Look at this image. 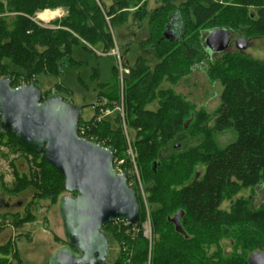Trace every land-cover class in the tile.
<instances>
[{
    "label": "trees",
    "instance_id": "trees-1",
    "mask_svg": "<svg viewBox=\"0 0 264 264\" xmlns=\"http://www.w3.org/2000/svg\"><path fill=\"white\" fill-rule=\"evenodd\" d=\"M142 1L0 0V12L7 10V4V11L17 13L10 29L0 19V78H8L12 87L22 78L27 84L40 88L41 77L61 76L63 81L53 86L54 94L70 103L68 96L61 94L68 89L65 71L75 73V69L87 62L86 57L91 56L92 50L85 43L103 52L111 48L107 23L117 27L128 14L134 20L145 18L148 12ZM171 1L162 0V7L149 16V28L159 38L154 51L160 62L152 72L141 61L129 66L122 101L124 122L135 131L134 139L130 138L129 142L144 189L151 238H145L141 229L132 231L131 225L124 226L121 222L104 225L102 232L109 244L114 240L120 248L111 264H248L249 254L264 250V199L257 207H252L247 197H240L228 212L222 210L221 201L229 192L264 185V62L243 57L241 52H224L219 58L210 59L205 73L221 81L222 91L211 128L203 126L202 121L208 119L204 111L193 112L192 104L171 90L155 91L164 77L176 80L193 72L197 64H190L182 54L195 48L194 39L196 48L205 58L202 62L209 58L204 37L186 20L184 4L169 12L167 5ZM227 1L230 0H223L224 3L188 0L187 3L191 6L194 23L206 26L207 33L225 28L240 30L247 39L264 37V0H231L233 5H226ZM59 7L66 10V15L51 20L50 24L60 28H45L32 21L37 12ZM130 7L136 9L130 13L126 10ZM172 23L180 26L179 33L165 39L163 32ZM78 37L82 38L81 42ZM79 55L85 60H80ZM182 62L186 64L181 65ZM41 96L46 99L49 94L41 92ZM157 96L160 98L157 111L146 109L144 105ZM105 97L107 107L114 109L118 105L117 94ZM91 106L97 107L95 103ZM95 116L79 117V126H88L84 137L90 140L89 136H94L95 143L109 148L114 158H123L124 167L131 169L119 114L114 111L100 121H96ZM188 123L189 131L202 135L197 146L181 143L190 134L185 127ZM226 129H233L236 138L223 148L217 147L212 133ZM0 137L6 138L5 145L12 152L18 150L38 158L35 161L38 173L20 177L14 171L16 183L10 191L21 193L32 187L36 191L35 199H55L65 191L63 175L49 165L42 154L26 150L1 129ZM197 163L203 169L199 170ZM11 165L14 166L13 162ZM131 188L139 205L136 224L139 227L146 218V209L141 194ZM178 210L183 211L180 224L184 234L175 231L168 220ZM29 220L30 214H27L15 225ZM222 239L230 240L232 247L239 244V249L223 251ZM212 246L215 249L209 253ZM69 248L77 252L74 247ZM9 253L15 262H9ZM0 254V264H23L17 252L11 253L10 244L0 246Z\"/></svg>",
    "mask_w": 264,
    "mask_h": 264
},
{
    "label": "rangeland",
    "instance_id": "rangeland-1",
    "mask_svg": "<svg viewBox=\"0 0 264 264\" xmlns=\"http://www.w3.org/2000/svg\"><path fill=\"white\" fill-rule=\"evenodd\" d=\"M145 1V8L147 10V15L145 18L139 20H134L131 14L127 15V19L117 26L110 27L107 23V28L111 37V48L106 51H100L85 43V46L92 50L91 56H87V62L80 65L78 69H75V73H71L69 70L65 71V80L66 86L68 87L67 91L61 92V94L68 96L70 104L74 110H76L79 116L82 119H88L94 114L99 113V109L95 107L92 108L91 104H99L100 100H105L107 102L105 95L106 94H117L118 96V105L112 109L111 114L121 108V98L124 100V92L126 83L129 79L130 68L137 64L139 61L145 65L151 72L153 71L156 64L160 60L156 57L154 51L156 42L159 41V38L154 35L149 28V16L157 8L162 7V0H143ZM142 1V2H143ZM222 3L223 0H220ZM188 0H172L167 5V10L170 12L179 5L184 4L185 17L189 26L196 27L198 30L199 36L204 37L207 35L206 26H197L194 21V17L191 15V6L187 3ZM226 5L231 3L230 1L225 2ZM5 8L8 9V5H5ZM247 9H252L255 7L247 6ZM136 7H130L126 10L130 13L133 12ZM0 12V19H2L7 28L10 29V24L16 18L17 13L11 11ZM49 10L52 15L49 16V20H42L40 13ZM54 12H56L55 15ZM66 15V10L64 8H55V9H43L40 12L34 14L32 21L37 25L50 29L60 28L57 24H50L51 20L55 18L60 19L62 16ZM230 46L225 52L234 53L239 52L234 46V41L238 38H245L241 35L240 30L230 31ZM179 31H176V35ZM80 42L82 38L78 37ZM247 40V39H246ZM195 41V39H194ZM193 41V46L195 48L186 50L185 54H182V57H187L190 60V64H197L196 68L192 73L186 74L185 76L179 77L176 80H168L166 77L155 87V91L158 93L160 90H171L174 94L181 96L184 100L192 104V111L199 112L204 111L208 119L202 121L203 126L206 125L209 128L212 126V121L215 118V112L220 106V93L222 91V84L219 79L209 78L206 75L205 67L208 65L210 59L219 58L221 53H212L208 50L209 58L202 62L201 52L196 48V42ZM248 47L246 50L242 51L243 57H248L252 60L258 62H264V37L248 39ZM183 43V42H182ZM175 49V47L173 48ZM80 56V55H79ZM80 60H85V57L82 55L79 57ZM184 62L181 63L183 65ZM186 64V62L184 63ZM66 67V66H65ZM64 67V68H65ZM123 69H127L128 73L124 75L123 84H121L120 73ZM69 72V73H68ZM71 73V74H70ZM77 75L78 77H76ZM20 79V78H19ZM18 81V79H17ZM16 81V85H17ZM63 78L61 76L45 78L41 77L39 84V90L43 95L49 94V97L56 96L54 93L55 90L53 86L55 84L62 82ZM16 87V86H13ZM65 88V87H64ZM66 89V88H65ZM51 93V94H50ZM60 93V92H59ZM160 106V98L157 96L152 101L147 102L144 107L150 111H157ZM110 114V115H111ZM109 115V116H110ZM120 116V115H119ZM107 117V116H106ZM105 118V117H104ZM193 120V115L191 116ZM190 120V119H189ZM188 120V121H189ZM120 126L124 129L126 128V134L128 139H134L135 131L130 129L128 125L124 122V117H120ZM189 123L186 125V130L188 133L186 138L181 141L185 146H197L201 140L202 135L200 133H192ZM194 132V131H193ZM236 138V133L233 129H226L222 132L212 133V139L216 141L217 147H225L228 143L234 141ZM6 138L0 137V192L8 191L15 186V174L22 177L26 175L28 177L34 175L37 172V167L32 155H26L16 150L12 152L5 143ZM179 146V144H177ZM11 162L14 166L12 167ZM199 165V163H197ZM203 169L201 165L198 167ZM36 187V186H35ZM36 191L32 187L27 191L25 195L16 196L20 200H23V204H28L30 220L27 221L21 228L12 227V216L1 217L0 225L2 226L3 232L7 233L5 239L8 235L14 238L16 241L15 249L19 252V258L24 264H50V259L55 254V252L61 248L69 249L66 243V236L63 226V202L62 197L67 195V192L60 193L55 199L50 198H41L35 199ZM142 198L145 199L144 189ZM240 197H247L250 201L252 207H257L260 202L264 199V185L256 187L255 189L251 188H240L235 193L229 192L227 197L225 196L221 201V208L224 211H230L232 204L235 203L236 199ZM144 206L147 207V203H144ZM8 224V225H7ZM13 228V229H11ZM1 235V234H0ZM3 236V235H1ZM4 243L0 239V244ZM240 245L232 247V242L230 240L222 239L220 241V248L225 252H233L234 248L239 249ZM119 245L114 240L110 241L107 260L105 264H111L115 257L118 254ZM215 249L212 246L209 250V253L213 252ZM2 255V254H0ZM7 256V254H6ZM9 261L11 259L10 253L8 255Z\"/></svg>",
    "mask_w": 264,
    "mask_h": 264
},
{
    "label": "water",
    "instance_id": "water-1",
    "mask_svg": "<svg viewBox=\"0 0 264 264\" xmlns=\"http://www.w3.org/2000/svg\"><path fill=\"white\" fill-rule=\"evenodd\" d=\"M180 30L172 23L163 32L170 39ZM204 46L212 53H224L230 46V31L216 28L204 37ZM239 52L248 41L238 38ZM79 114L69 102L58 96L43 99L33 84L12 87L8 78H0V129L13 136L26 150L40 153L49 165L64 177L63 226L67 246L61 248L50 264H105L109 241L102 227L115 221L130 225L139 222L135 191L125 174L113 169V152L98 143L78 136ZM186 127V124H185ZM183 211L168 220L175 231L184 234L180 224ZM248 264H264V250L249 254Z\"/></svg>",
    "mask_w": 264,
    "mask_h": 264
},
{
    "label": "built area",
    "instance_id": "built-area-1",
    "mask_svg": "<svg viewBox=\"0 0 264 264\" xmlns=\"http://www.w3.org/2000/svg\"><path fill=\"white\" fill-rule=\"evenodd\" d=\"M127 73H128L127 69H123L121 71V73H120V76L122 78L121 79V84H123L124 75H126ZM26 84L27 83L22 78L18 79V81H17V86L26 85ZM120 104H121L120 106L122 108V98H121ZM97 107L99 109V113L96 114V116H95L96 121H100L104 117L109 116L112 113V111H113V110L109 109L106 106V103H105L104 99L100 100V102L97 105ZM117 110L119 111L120 117L123 118L124 117L123 110H121L119 107H117ZM87 129H88V126L85 125V124H83L81 126H78V131H77L78 132V136L81 137V138L86 139L84 136L87 134ZM123 133L125 135L126 144H127V149H126L127 158L130 160L132 168L131 169H126L124 167V159L123 158H120V159L114 158V160H113V169H114L116 174H125L127 176V184L130 187L135 188L136 191H138L139 193L142 192V194H143V185H142L140 177H139L138 169H137V167L135 165L134 153H133L132 147L130 145L129 139L127 137V134H126L127 132H126L125 126H124V129H123ZM89 138H90L89 141H93L92 139H94L95 137L90 135ZM128 180H129V182H128ZM143 200H144V198H143ZM144 203H145V200H144ZM145 209H146V218H145V220L140 224L139 227H137L136 224L135 225H131V229H132V231H138L139 229H141L143 236L145 238H147L148 240H150V238H151V224H150V218H149L147 207H145ZM115 222H121L124 226H129L130 225L129 223H127L126 221H123V220L115 221Z\"/></svg>",
    "mask_w": 264,
    "mask_h": 264
},
{
    "label": "flooded vegetation",
    "instance_id": "flooded-vegetation-1",
    "mask_svg": "<svg viewBox=\"0 0 264 264\" xmlns=\"http://www.w3.org/2000/svg\"><path fill=\"white\" fill-rule=\"evenodd\" d=\"M245 39H247V38H245ZM199 170H201V169H199ZM27 191L28 190H25V191H23L21 193H15V192H12V191L11 192L4 191L2 193L0 192V218L2 216L3 217L12 216L13 218L11 220V223H12V227L13 228H21L27 222V221H24V222H22L21 224H19L17 226L15 225V223L19 222L20 220L25 218L27 214H29V211H28L29 210V206H27L28 204L27 205L23 204V200H20L18 197H16L17 195L20 196L21 194L25 195L27 193ZM3 225H0V234L3 235V236L0 235V239L3 240L4 243L0 244V246L6 245V244H10L11 253L12 254L15 253V252L19 253L17 251V248L15 249L16 241L14 240V238H12V237H10V235H8L7 239H5V237L7 236V233L3 232L4 231L2 229ZM13 228H11V229H13ZM18 258H19V255H18ZM20 259L21 258H19V260ZM9 262H15V259H14L13 256L11 257Z\"/></svg>",
    "mask_w": 264,
    "mask_h": 264
},
{
    "label": "bare ground",
    "instance_id": "bare-ground-1",
    "mask_svg": "<svg viewBox=\"0 0 264 264\" xmlns=\"http://www.w3.org/2000/svg\"><path fill=\"white\" fill-rule=\"evenodd\" d=\"M55 14H56V12H54L53 15H55ZM51 15H52V13L49 10H46V11L40 13L38 16H40V18L45 21L47 19L49 20V16H51Z\"/></svg>",
    "mask_w": 264,
    "mask_h": 264
}]
</instances>
